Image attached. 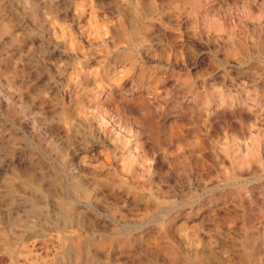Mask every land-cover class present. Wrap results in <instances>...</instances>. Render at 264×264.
<instances>
[{
	"label": "rangeland",
	"instance_id": "obj_1",
	"mask_svg": "<svg viewBox=\"0 0 264 264\" xmlns=\"http://www.w3.org/2000/svg\"><path fill=\"white\" fill-rule=\"evenodd\" d=\"M0 230V264H264V0H0Z\"/></svg>",
	"mask_w": 264,
	"mask_h": 264
},
{
	"label": "bare ground",
	"instance_id": "obj_2",
	"mask_svg": "<svg viewBox=\"0 0 264 264\" xmlns=\"http://www.w3.org/2000/svg\"><path fill=\"white\" fill-rule=\"evenodd\" d=\"M257 44H258V42H257ZM120 70V69H119ZM121 74H122V72H121ZM119 77V76H118ZM117 81H119V80H117ZM82 82V81H81ZM83 83V82H82ZM81 84V83H80ZM108 88V87H107ZM123 91V90H122ZM78 92V91H77ZM83 92V91H82ZM86 93H87V91H85ZM85 92H84V94H85ZM89 92V91H88ZM97 94H98V92H97ZM77 96H79V95H77ZM91 97V96H90ZM92 98V97H91ZM99 98V97H98ZM107 98V97H106ZM134 98V97H133ZM99 100V99H98ZM79 106V105H78ZM81 109H83L82 107H80ZM85 110V109H84ZM84 110H82L81 112H82V114H83V111ZM86 113V112H85ZM89 113V112H88ZM80 115V114H79ZM87 114H85V116H86ZM83 116V115H82ZM85 118V117H84ZM80 123H81V121H80ZM66 130V129H65ZM64 130V131H65ZM95 147V146H94ZM81 151V150H80ZM132 158V157H131ZM134 158V157H133ZM1 231V230H0ZM3 232V231H2ZM2 235V234H1ZM4 235V234H3ZM6 237V236H5ZM1 238V237H0ZM2 238H3V236H2Z\"/></svg>",
	"mask_w": 264,
	"mask_h": 264
}]
</instances>
